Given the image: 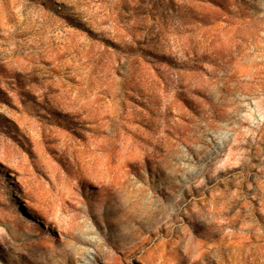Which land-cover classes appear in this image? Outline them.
<instances>
[{"label":"rangeland","instance_id":"374dc122","mask_svg":"<svg viewBox=\"0 0 264 264\" xmlns=\"http://www.w3.org/2000/svg\"><path fill=\"white\" fill-rule=\"evenodd\" d=\"M0 264H264V0H0Z\"/></svg>","mask_w":264,"mask_h":264},{"label":"bare ground","instance_id":"6f19581e","mask_svg":"<svg viewBox=\"0 0 264 264\" xmlns=\"http://www.w3.org/2000/svg\"><path fill=\"white\" fill-rule=\"evenodd\" d=\"M14 195H15L16 197H18V198H21V194H20V192H19L18 190H15ZM21 205H23V207L25 208V210L27 211V213H29L30 215H33V216H34V214L31 213V211L28 209V207H27L26 204H23V203H22Z\"/></svg>","mask_w":264,"mask_h":264}]
</instances>
